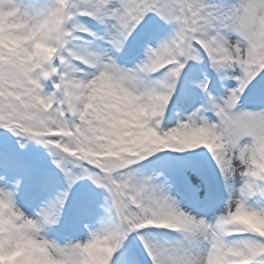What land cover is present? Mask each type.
<instances>
[{
    "label": "snow or ice",
    "instance_id": "1",
    "mask_svg": "<svg viewBox=\"0 0 264 264\" xmlns=\"http://www.w3.org/2000/svg\"><path fill=\"white\" fill-rule=\"evenodd\" d=\"M7 2L0 264H264V0Z\"/></svg>",
    "mask_w": 264,
    "mask_h": 264
},
{
    "label": "clouds",
    "instance_id": "2",
    "mask_svg": "<svg viewBox=\"0 0 264 264\" xmlns=\"http://www.w3.org/2000/svg\"><path fill=\"white\" fill-rule=\"evenodd\" d=\"M10 5L7 0H0V45H5L9 47V49L14 53H22L21 45L24 39L28 37H20L16 36L13 33L21 30L23 28V24L16 19V14L12 11H9ZM40 49L44 52L51 54L54 49L48 48L45 45H38ZM30 57H25L27 61ZM5 223V220L2 215V209H0V224ZM14 257L6 256L5 261L6 264H12Z\"/></svg>",
    "mask_w": 264,
    "mask_h": 264
},
{
    "label": "rangeland",
    "instance_id": "3",
    "mask_svg": "<svg viewBox=\"0 0 264 264\" xmlns=\"http://www.w3.org/2000/svg\"><path fill=\"white\" fill-rule=\"evenodd\" d=\"M20 3L22 4H35V3H41V4H46L48 2H50V0H19ZM86 19V18H85ZM176 116V119H179V114H174ZM4 130L0 129V133H2ZM177 155H181V154H177ZM52 167H55L54 165ZM225 199H226V194H225Z\"/></svg>",
    "mask_w": 264,
    "mask_h": 264
}]
</instances>
